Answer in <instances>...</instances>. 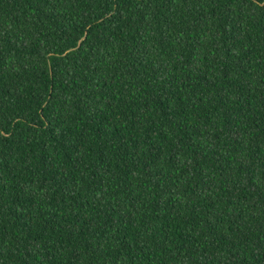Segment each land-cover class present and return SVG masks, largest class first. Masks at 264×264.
I'll return each mask as SVG.
<instances>
[{"label":"trees","instance_id":"obj_1","mask_svg":"<svg viewBox=\"0 0 264 264\" xmlns=\"http://www.w3.org/2000/svg\"><path fill=\"white\" fill-rule=\"evenodd\" d=\"M0 264H264V0H0Z\"/></svg>","mask_w":264,"mask_h":264}]
</instances>
